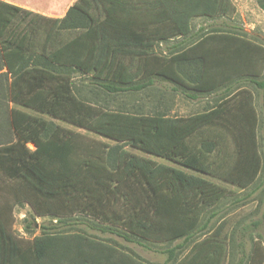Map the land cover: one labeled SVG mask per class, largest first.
<instances>
[{"label": "trees", "instance_id": "1", "mask_svg": "<svg viewBox=\"0 0 264 264\" xmlns=\"http://www.w3.org/2000/svg\"><path fill=\"white\" fill-rule=\"evenodd\" d=\"M260 6L264 9V0ZM233 9L231 0H78L63 18H48L0 0V84L6 102L0 111L12 135L0 143V183L10 194L0 200V264H147L87 230L147 250L179 242L163 251L166 264L226 263L227 222L213 231L210 225L231 192L204 176L243 191L263 186L256 183L263 168L264 40L222 24L206 33L201 27L197 41L176 54L159 56L155 48L187 37L193 19L224 17ZM183 66L199 67L197 82L212 90L254 85L262 116L254 92L245 89L209 113L171 118L101 109L74 86L76 78H89V86L107 95L140 93L166 68ZM15 106L116 144L86 140ZM231 147L236 161L224 169V151ZM25 203L33 210L27 232L35 230L38 217L52 218L27 245L12 230L14 209ZM247 231L241 230L242 240ZM238 249V264H264L257 242L250 252L243 242Z\"/></svg>", "mask_w": 264, "mask_h": 264}, {"label": "rangeland", "instance_id": "2", "mask_svg": "<svg viewBox=\"0 0 264 264\" xmlns=\"http://www.w3.org/2000/svg\"><path fill=\"white\" fill-rule=\"evenodd\" d=\"M9 1L15 2L16 0ZM260 1L261 0H231L234 9L229 15L218 17L216 19H209L205 17L193 19L191 22L190 34L187 37L180 38V40L182 41L185 38L190 41V44H192L197 41L196 36L197 34H199L201 27L205 28L204 33H206L208 31H211V26H220L222 24L238 26L246 33H248L250 37H257L264 40V9L261 8ZM192 37L195 38L193 39ZM164 46H166V43L160 44L155 48V52L157 55L167 56L164 51ZM88 81L89 78H85L84 80L82 78H76L74 80V86L82 99L86 100V102H89L92 105L97 106L98 108L109 111H120L132 115H163L160 112V92L158 86H153L140 93L107 95L100 89L89 86ZM1 90L2 85L0 84V106H3L2 108L4 109V107L6 106V102H4L5 100L1 96ZM13 106L14 105L12 104L10 105V107ZM15 108L30 112L33 115H36L44 120L53 122L63 128L75 131L82 135L86 140L107 143L112 146L116 144L115 142L107 138L74 127L62 121L52 119L49 116L32 112L20 106H15ZM258 111L260 112V116H262L261 98L258 99ZM263 133L264 125L261 122L259 129L260 142L262 140ZM10 139H12V135L10 136V132L7 128L6 118L3 116L2 111H0V143L7 142ZM33 148L34 147L31 146V149ZM127 149L132 153L149 158L158 163L177 166V164L173 162H168L165 159H161L153 155H148L131 147H128ZM260 150L263 159V168L261 177L256 184L259 185L263 182L262 187H259V189L253 192V189L255 187H251L243 191L241 189H238L237 187L230 188L229 186L220 185L227 188L231 193L216 207L215 210L219 212V216L214 221H212L210 229L213 231L222 221L227 222L223 230V235L227 236L228 251L225 264H238L240 259L238 244H240L241 242L245 244L246 250L248 252L251 251L254 242H257L264 248V148L262 146V143L260 146ZM191 174L198 175V173L196 172ZM204 177L211 180L208 176ZM3 185L4 184L0 183L1 201L10 197V194L6 191V189L2 187ZM32 214L33 210L31 206L26 203L17 205L13 212V233L19 240L24 242L25 245L30 243L34 239V237L41 234L39 225H48L50 224V222H52L51 217H38L36 221L38 225L35 227V230L33 232H27L25 230L26 220H30ZM207 217L208 215L205 216L203 222L207 219ZM255 222H260L261 224L259 226H254ZM244 228H247L248 231L246 233V238L242 240L240 232ZM87 233L100 239L107 240L114 245L123 247L124 249L130 251L131 253L144 260L147 264H166L168 255L164 254L163 251L179 243L176 242L173 244L157 245L154 246L153 249L147 250L138 245L126 243L124 240L116 236L102 235L90 230H87ZM186 252H184V254Z\"/></svg>", "mask_w": 264, "mask_h": 264}, {"label": "crops", "instance_id": "3", "mask_svg": "<svg viewBox=\"0 0 264 264\" xmlns=\"http://www.w3.org/2000/svg\"><path fill=\"white\" fill-rule=\"evenodd\" d=\"M3 1L44 17L63 18L70 7H72L78 0ZM180 38L183 37L174 38L166 42V46H164L165 54L169 55L174 52V54H176L177 52L184 50L191 45L188 39L184 38V40L181 41ZM200 71V68L197 66H183L181 68L176 67L170 69L166 68L162 71L161 77L158 79H152L153 86H158L160 92L159 100L161 114H166L167 117L171 118H188L199 114L209 113L219 103L228 100L232 96L233 92L244 89L254 92L256 98L255 102L258 108V99H260L261 96L254 85L247 83L222 84L216 89L212 90L210 89V84L201 86V84L197 82V77L199 76ZM226 137L228 143L231 144V136L227 135ZM224 156V169H231L236 161L233 147H231L229 150L225 149ZM168 165L171 166V164ZM175 167L185 172L187 171L194 173L193 171L179 165ZM209 178L217 185L235 188L234 185L212 179L211 177Z\"/></svg>", "mask_w": 264, "mask_h": 264}]
</instances>
